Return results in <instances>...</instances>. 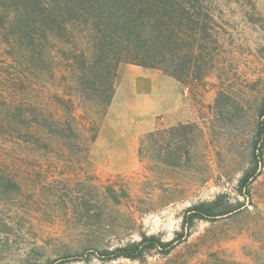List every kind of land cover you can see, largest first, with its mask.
Instances as JSON below:
<instances>
[{
    "label": "rangeland",
    "instance_id": "obj_1",
    "mask_svg": "<svg viewBox=\"0 0 264 264\" xmlns=\"http://www.w3.org/2000/svg\"><path fill=\"white\" fill-rule=\"evenodd\" d=\"M200 2L213 16V62L203 80L179 83L174 95L165 92L172 104L149 131L124 112L107 119L106 108L96 141L90 143V125L82 118L86 110L95 118L96 109L75 94L70 75L79 141H52L50 151L32 148L12 139L13 134L4 136L0 118V171L18 188L0 191V264H264V156L243 191L246 197L239 193L240 179L251 168V143L264 104V0ZM56 48L52 54L60 64L56 50L71 48L59 43ZM78 49L86 50V42L80 40ZM14 65L0 43V117L4 97L22 93ZM126 66L118 68L114 82L119 102ZM42 87L37 79L33 94ZM46 89L61 94L60 79L50 80ZM180 124L194 125L190 160L166 166L168 158L178 156L164 143ZM156 130L167 131L165 140L155 146V134L140 162V142ZM198 204L212 205L215 214L228 213L194 222L170 256L154 253L141 262L99 257L100 251L138 243L143 236L173 240L186 210Z\"/></svg>",
    "mask_w": 264,
    "mask_h": 264
},
{
    "label": "trees",
    "instance_id": "obj_2",
    "mask_svg": "<svg viewBox=\"0 0 264 264\" xmlns=\"http://www.w3.org/2000/svg\"><path fill=\"white\" fill-rule=\"evenodd\" d=\"M203 5L200 0H0V43L7 59L15 64L22 90L19 98L4 97V117H0L4 119V136L13 134L16 138L12 139L21 144L48 151L52 141L63 145L79 141L74 122L77 106L68 75L76 84L73 91L79 99L96 109L95 118L88 110L82 118L90 125L86 129L91 132L92 144L99 131L97 122L114 98V82L122 64L160 71L180 84L203 80L213 62V16ZM80 40L86 42V50L78 49ZM56 43L71 48L68 52L56 50L60 64L52 54ZM57 69L61 74H56ZM37 79L42 80L43 87L33 94ZM55 79H60L61 94L46 89ZM193 127L180 124L169 131L170 141L164 144L178 157L168 158L166 166L178 167L183 160H190L189 134ZM155 134V146L160 147L167 131L156 130L142 138L140 162L147 157L150 148L146 144ZM263 156L264 104L258 111L251 143V168L239 182L241 196L246 197L243 191L256 178ZM14 189L17 185L0 171V191ZM215 213L209 204L191 206L183 216L181 232L173 240L143 236L138 243L103 250L98 255L107 262H141L154 253L166 258L177 242L189 236L194 222L210 221L228 210Z\"/></svg>",
    "mask_w": 264,
    "mask_h": 264
},
{
    "label": "crops",
    "instance_id": "obj_3",
    "mask_svg": "<svg viewBox=\"0 0 264 264\" xmlns=\"http://www.w3.org/2000/svg\"><path fill=\"white\" fill-rule=\"evenodd\" d=\"M124 77L126 83L123 101L119 102L117 93L114 95L108 108L107 119L116 112H124L126 119L136 120L142 126L146 125L142 130L149 131L152 121L164 114L172 104V98L165 99V92L174 95L173 92L178 91L179 83L132 65L124 68Z\"/></svg>",
    "mask_w": 264,
    "mask_h": 264
}]
</instances>
